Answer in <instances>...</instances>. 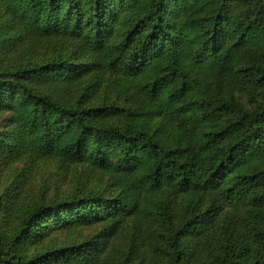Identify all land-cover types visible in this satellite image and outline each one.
<instances>
[{
  "label": "trees",
  "instance_id": "1",
  "mask_svg": "<svg viewBox=\"0 0 264 264\" xmlns=\"http://www.w3.org/2000/svg\"><path fill=\"white\" fill-rule=\"evenodd\" d=\"M1 3L8 23L54 32L82 47L84 59L18 61V71L0 65L2 124L11 123L0 147L61 153L119 191L39 207L9 236L2 212L14 197H1L0 264H264V0ZM256 42L263 49L251 54ZM237 51L246 52L238 84L215 69L216 85L188 93L196 68ZM58 82L90 92L110 86L125 101L72 106L38 91ZM220 193L232 205L219 202ZM55 232L71 239L33 255L25 250L24 238Z\"/></svg>",
  "mask_w": 264,
  "mask_h": 264
},
{
  "label": "rangeland",
  "instance_id": "2",
  "mask_svg": "<svg viewBox=\"0 0 264 264\" xmlns=\"http://www.w3.org/2000/svg\"><path fill=\"white\" fill-rule=\"evenodd\" d=\"M7 20V7L0 0L1 68L20 67L19 69H15V71L22 70V65L18 64V61H28L30 64L40 63L39 65H42L41 63L50 61L67 60L69 65L72 66L73 63L77 64L84 59V57L80 56L82 51L78 50H83L82 47L77 45L73 47L65 44L62 42L64 40L56 33L38 30L31 31L22 25L15 27L8 23ZM18 27L21 28V33L17 32L16 28ZM251 46L253 48L251 54H256L258 50L263 49L261 42L251 43ZM245 54L246 52L244 51L233 52L230 60L227 62H222L219 56H217L212 66L204 65L201 68H196L191 78V90H188V93L190 94L192 90L198 91L199 87L206 82L216 85L218 82L209 79V76L213 74L215 69L222 71L221 80L231 78L233 86L235 83L238 84L237 78H241ZM114 78H117L116 74ZM67 88L68 90L63 87L61 82H58L41 84L38 91L49 94L57 99H63L72 106L79 104V101L85 104L92 102L99 105H111L114 102L121 104L122 101H125L121 97V94L110 86H104L96 92H90L86 85ZM236 90L240 91L238 88ZM141 100L144 101L145 99ZM7 115L8 113L0 112V131L2 134H6L11 127V123L9 122L2 124ZM114 120L119 125L123 121L120 119V116L115 117ZM126 122L127 118L125 117ZM139 122L140 117L134 116V120L132 121L133 126ZM16 141H20L19 138ZM98 185H100L99 188H97ZM96 189H98V192L103 191L100 193L107 194V196H113L119 191L109 180L104 181L103 175L100 173L86 171L84 166L77 165L61 153L44 154L26 143H15L12 149L0 147V198L7 196L12 199L14 197L13 207L2 212V214H7L11 219V224L5 232L7 236L11 235L18 228H21L26 218L35 209L50 204H57L74 196H82L89 193L94 194ZM158 197L161 199L162 207H164L167 200L166 190L162 189ZM190 197L189 204L194 206L197 197L193 193H191ZM202 197L203 205H206L208 197L205 195ZM217 197L219 198V202L225 203L228 206L232 205L228 200L222 199L221 193ZM184 200V196H179L176 201L177 207ZM231 211L228 214L230 217L233 214L232 208ZM156 223H161V221L157 220ZM24 239L23 246L25 250L33 255L39 249L45 251V248L66 245L71 236L69 235L68 238L61 237L59 233L55 232L48 237L38 235ZM117 245L121 248L122 253L127 247L123 239L118 240ZM68 262L69 260L64 259L60 264ZM77 264L84 263L79 262Z\"/></svg>",
  "mask_w": 264,
  "mask_h": 264
}]
</instances>
